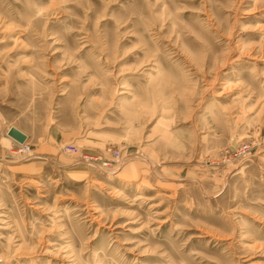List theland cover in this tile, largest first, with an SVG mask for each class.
Instances as JSON below:
<instances>
[{
    "label": "rangeland",
    "instance_id": "obj_1",
    "mask_svg": "<svg viewBox=\"0 0 264 264\" xmlns=\"http://www.w3.org/2000/svg\"><path fill=\"white\" fill-rule=\"evenodd\" d=\"M0 264H264V0H0Z\"/></svg>",
    "mask_w": 264,
    "mask_h": 264
},
{
    "label": "built area",
    "instance_id": "obj_2",
    "mask_svg": "<svg viewBox=\"0 0 264 264\" xmlns=\"http://www.w3.org/2000/svg\"><path fill=\"white\" fill-rule=\"evenodd\" d=\"M64 152L72 155H76L78 159L90 163H98L103 168H110L115 163L119 161L120 154L117 151H112L111 149H107V153H110L111 159H101L99 157H93L90 155H81L78 151V149L74 145H66L64 147ZM13 154H16L17 156L21 158H26L29 156L30 153V147L24 142L22 144H17V149L12 151Z\"/></svg>",
    "mask_w": 264,
    "mask_h": 264
},
{
    "label": "water",
    "instance_id": "obj_3",
    "mask_svg": "<svg viewBox=\"0 0 264 264\" xmlns=\"http://www.w3.org/2000/svg\"><path fill=\"white\" fill-rule=\"evenodd\" d=\"M7 136L13 139L18 144H22L26 141V136L14 127H11L8 130Z\"/></svg>",
    "mask_w": 264,
    "mask_h": 264
},
{
    "label": "crops",
    "instance_id": "obj_4",
    "mask_svg": "<svg viewBox=\"0 0 264 264\" xmlns=\"http://www.w3.org/2000/svg\"><path fill=\"white\" fill-rule=\"evenodd\" d=\"M17 129V128H16ZM17 130H19V129H17ZM20 131V130H19ZM21 132V131H20ZM23 133V132H22ZM24 134V133H23ZM25 135V134H24ZM38 150V149H37ZM37 150L36 149H32V152L33 153H35V154H38V152H37ZM32 155V154H31ZM28 158V157H27ZM27 158H25V159H27ZM38 158V157H37ZM45 160H48L47 158H44ZM20 160H24V159H20Z\"/></svg>",
    "mask_w": 264,
    "mask_h": 264
},
{
    "label": "bare ground",
    "instance_id": "obj_5",
    "mask_svg": "<svg viewBox=\"0 0 264 264\" xmlns=\"http://www.w3.org/2000/svg\"><path fill=\"white\" fill-rule=\"evenodd\" d=\"M19 131V130H18ZM8 132V131H7ZM22 133V132H21Z\"/></svg>",
    "mask_w": 264,
    "mask_h": 264
}]
</instances>
